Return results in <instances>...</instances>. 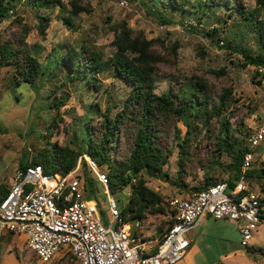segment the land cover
Here are the masks:
<instances>
[{
    "label": "trees",
    "instance_id": "trees-1",
    "mask_svg": "<svg viewBox=\"0 0 264 264\" xmlns=\"http://www.w3.org/2000/svg\"><path fill=\"white\" fill-rule=\"evenodd\" d=\"M142 1L147 6L148 13L166 25L175 23L168 17L166 10L181 12L183 17L189 15L192 19H184L181 23L193 31L197 29L196 26L200 27L203 23L212 21L210 13H214L218 8L228 9L230 16L238 14L246 28L254 34L260 46L258 51L246 45L243 39L237 41L239 36L227 41L222 33L224 30L216 24L207 30V35L221 49L231 48L242 55L243 69L264 64V0H255L253 7L246 6L244 0ZM23 3L36 8L38 30L42 35L46 34L52 20L50 14H40L43 9L58 7V19L71 30H77L75 19L80 13L92 12L91 5L83 0H70L69 6L63 0H0V24L10 20V24L19 26L18 32L14 34L3 36L0 33V71L4 68L13 71L14 93L23 82L36 89L51 76L55 78L61 76L63 84L75 85L84 82L98 90L97 73L111 66L130 86V92L121 102L120 109L115 115L111 114L112 108L107 107L101 118L89 117L84 121L83 126H86L84 144L79 145L77 141H73V144L61 145L47 137L45 144L38 149L32 159L21 161L19 167L41 164L45 173L63 177L77 166L80 156L87 154L108 176V189L113 196H118L116 199L124 220L129 222L141 220L143 225L152 216H165L163 223H168L169 228L176 220V209L170 200L150 187L147 184L148 179H161L179 189L198 191L225 180L220 177L221 173L216 175L215 172H211V169L217 166L222 168V172L229 173L227 179L230 188H234L243 175L249 182L260 183L259 203L261 207L264 206V162L262 165H255L252 162L245 173L242 171L245 154L252 149L250 143L246 144L244 139L248 137L250 139L252 133L249 127H245V117L238 114L239 108L231 109L235 93L232 84L224 86L221 92L217 93L216 84L211 83L204 74H194L189 81L180 82L178 88L171 87L159 93L156 75L158 65L162 62L176 64L181 44L178 41L167 43L160 37L158 40L149 39L144 31H136L126 20L113 25L115 38L112 45L115 52L108 59H104L102 52L85 41L81 44L68 45L64 50L60 46L54 47L43 62L40 59L41 50L36 49L33 52L27 42L32 28L19 12V6ZM157 41L162 43L167 54L156 48ZM197 54L205 56L206 48L199 45ZM210 71L218 77L227 74L225 67ZM253 76L256 79L255 73ZM254 83L262 84L260 80H254ZM52 95L55 96L53 103L49 105L50 109H59L68 101L67 90L60 95L56 92ZM233 115L236 116L235 121L231 120ZM180 122L187 129L184 137L180 136V128L176 125ZM203 133L204 137L199 139ZM172 135L177 138L176 143L180 147L178 176L175 178H171L170 172L165 169L174 154V148L170 145ZM205 140L208 141L205 146L215 147L211 150L212 160H207L212 162L211 169L205 171L203 179L197 184L189 187L184 177L192 173L191 164L197 158L192 149L193 142L199 145ZM257 147L252 149L255 153L254 159L261 153ZM216 155L218 157L226 155L229 159L220 162L215 160ZM198 160L201 164L204 163L202 158ZM81 165L88 168L84 156ZM128 187L131 191L127 201L123 203L119 195H123ZM92 188H95V184L89 177L86 179V189L91 192ZM9 191L7 186L0 189V198L7 196ZM92 197L89 193V198ZM162 229H159L161 239L164 235ZM246 249L248 252H258L264 256V246L249 245ZM68 254L76 259L71 253Z\"/></svg>",
    "mask_w": 264,
    "mask_h": 264
},
{
    "label": "rangeland",
    "instance_id": "rangeland-1",
    "mask_svg": "<svg viewBox=\"0 0 264 264\" xmlns=\"http://www.w3.org/2000/svg\"><path fill=\"white\" fill-rule=\"evenodd\" d=\"M70 0H63L69 6ZM92 7V12H85L75 19L77 30L69 29L60 19H58L59 8L41 10L40 14H50L52 20L46 30V34L39 33V19L37 10L31 4L23 3L19 6V12L24 21L31 26L32 30L27 38V42L34 52L40 49V59L45 61L48 52L54 47L60 46L66 49L71 44H81L88 42L100 52L103 58L108 59L114 55L115 48L112 42L115 38L113 25L123 20L136 31H144L149 39L160 37L167 43L178 41L181 44L178 61L176 64L162 62L157 75V91L163 93L173 88H178L180 82H187L194 74H204L211 83L216 84V92H221L226 85L232 84L235 93L231 109L239 108L238 114L245 117L246 125L252 135L258 128L264 125V84L254 83V66L245 69L241 64L243 56L230 50L221 49L211 37L207 35V30L214 24L218 25L227 41L239 36L237 41L250 46L254 51H258L254 34H252L241 21L238 14L229 15L226 8H218L210 13L212 21L196 26V30H190L181 21L192 19L189 15L183 17L181 12H170L166 10L168 17L175 22L170 25L163 24L158 18L147 11V6L142 0H83ZM193 0H190L192 2ZM246 6H255V0H244ZM193 17V16H192ZM18 24H10L6 20L0 24V33L3 36L18 32ZM223 43V41L221 42ZM202 45L206 48L207 54L200 56L197 48ZM156 48L167 54L160 41L156 42ZM225 67L227 74L218 77L210 69ZM56 73V72H55ZM99 78V89H93L87 83L78 82L75 85L63 84L61 76H51L45 79L38 88H33L29 83L23 82L16 92H13V71L4 68L0 71V189L6 186L11 189L14 181L16 169L21 161H30L38 149L46 142L47 137L52 141H57L61 145L73 144L77 141L79 145L84 144L85 127L84 121L89 117L99 119L107 107L112 108L111 114L115 115L120 109L121 102L128 96L130 86L125 80L120 78L114 67L97 73ZM58 86V88H57ZM64 90L68 91V101L59 109L49 108L53 103L56 92L58 95ZM52 95V98H51ZM19 99H17V97ZM58 100V99H56ZM55 100V101H56ZM232 121L236 120L233 115ZM180 128V136L186 134V127L180 122L176 124ZM244 127V128H245ZM251 135V136H252ZM204 137V133L199 139ZM246 144H251L249 137L244 139ZM177 138L172 135L170 145L174 148V154L169 164L165 166L171 174V178L178 176L179 145ZM203 142V141H201ZM207 140L197 145L193 142V151L197 154L195 162L191 164L192 173L184 178L189 187L197 184L203 179L206 170L211 169V150L215 147L205 146ZM204 146H203V145ZM261 150L259 157L254 159L255 165H262L264 162V140L257 147ZM202 158L204 163L198 160ZM215 160L225 162L229 158L226 155L214 157ZM213 158V159H214ZM220 166L211 169L216 175L221 173L222 178L229 176L228 172H222ZM82 177L86 180L92 178L95 188L91 192L93 200L98 204L100 217L104 225H108L112 219L108 205L109 191L97 180L89 168L82 166L79 169ZM254 191H261V184L249 182ZM147 184L159 191L167 200L176 197H188L192 189H179L172 183L161 179H148ZM128 187L121 196L122 202H126L130 194ZM118 196H116L117 198ZM165 216H152L143 225V232L147 238H154L168 231V223ZM241 222L238 220L214 219L211 216L205 218L202 224L189 233L192 244L187 250V255L181 264H264V256L258 252H248L241 244V233L239 231ZM251 246H264V223L254 231L250 241ZM62 249L56 253L50 262H42L33 253L24 235H19L10 231H4L0 237V261L3 254L15 253L20 264H79L69 254H64Z\"/></svg>",
    "mask_w": 264,
    "mask_h": 264
},
{
    "label": "built area",
    "instance_id": "built-area-1",
    "mask_svg": "<svg viewBox=\"0 0 264 264\" xmlns=\"http://www.w3.org/2000/svg\"><path fill=\"white\" fill-rule=\"evenodd\" d=\"M256 79L264 84V64L253 68ZM264 140V125L250 137V147ZM245 154L242 171L251 166L255 153ZM97 180L108 189V176L89 155H83ZM80 156L77 166L58 177L45 173L41 164H31L15 171L12 187L0 198V237L4 231L26 236L30 250L39 260L50 262L62 249L80 264H181L191 245L188 233L210 215L215 219L241 222V243L249 246L254 231L264 223V208L259 193L252 190L244 175L234 188L227 178L207 188L192 191L188 197L170 200L176 220L150 250L144 240L141 220L125 221L118 200L110 191L106 226L98 204L86 195Z\"/></svg>",
    "mask_w": 264,
    "mask_h": 264
},
{
    "label": "crops",
    "instance_id": "crops-1",
    "mask_svg": "<svg viewBox=\"0 0 264 264\" xmlns=\"http://www.w3.org/2000/svg\"><path fill=\"white\" fill-rule=\"evenodd\" d=\"M249 182V181H248ZM250 184V183H249ZM253 190V189H252ZM257 193H259V194H261V191H257ZM263 208H264V206H263ZM208 216H210V215H206L202 220H201V222L195 227V228H193L189 233H191L193 230H195L196 228H198L201 224H202V222L205 220V218H207ZM215 219V218H214ZM228 220H230V219H228ZM240 226L241 225H239V231H240ZM188 233V234H189ZM241 233V232H240ZM19 235H23V234H19ZM25 236V235H24ZM25 239H26V236H25ZM161 238H160V235L159 236H157V237H154V238H147V236H144V240H145V242L147 243L146 244V246H147V248H149L150 250H154V249H156V246H157V242H158V240H160ZM190 240H191V244H192V238H190ZM242 244V243H241ZM68 253L69 252H66V250H64V254H67L68 255ZM4 257V258H3ZM2 258L3 259H1V261H0V264H20V262H19V258H18V256L15 254V253H13V252H10V253H7V254H3L2 255ZM79 263V262H78ZM80 264V263H79Z\"/></svg>",
    "mask_w": 264,
    "mask_h": 264
}]
</instances>
